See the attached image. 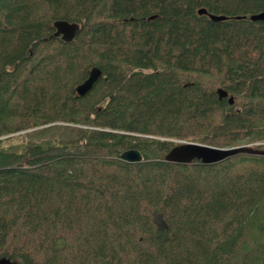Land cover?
I'll list each match as a JSON object with an SVG mask.
<instances>
[{"label": "trees", "instance_id": "obj_1", "mask_svg": "<svg viewBox=\"0 0 264 264\" xmlns=\"http://www.w3.org/2000/svg\"><path fill=\"white\" fill-rule=\"evenodd\" d=\"M262 10L0 0V264H264ZM183 141L258 152L168 159Z\"/></svg>", "mask_w": 264, "mask_h": 264}, {"label": "water", "instance_id": "obj_2", "mask_svg": "<svg viewBox=\"0 0 264 264\" xmlns=\"http://www.w3.org/2000/svg\"><path fill=\"white\" fill-rule=\"evenodd\" d=\"M199 14H207L212 20L225 19V14H216L209 12L205 7L198 9ZM237 18H246L247 15H237ZM252 20H264V10L254 12L249 15ZM56 36H61L65 41H71L79 32L80 26L76 22H71L67 19H57L54 21ZM102 75V70L98 66H93L88 74V77L77 86L76 90L79 95H84L89 91L97 79ZM220 98L228 95V91L223 88H218ZM230 103L234 102V97L229 96ZM238 152H258L253 150L246 144L230 146V147H218L201 142L185 141L176 144L167 154V158L176 162H190L193 159H200L205 163L218 162L228 156L236 154ZM122 157L128 161H138L142 159V155L139 150L131 148L126 150Z\"/></svg>", "mask_w": 264, "mask_h": 264}, {"label": "bare ground", "instance_id": "obj_3", "mask_svg": "<svg viewBox=\"0 0 264 264\" xmlns=\"http://www.w3.org/2000/svg\"><path fill=\"white\" fill-rule=\"evenodd\" d=\"M59 37H61V36H59ZM100 69H101V68H100ZM87 77H88V76H87ZM85 79H86V78H85ZM85 79H84V80H85ZM84 80H83V81H84ZM83 81L79 82V83L75 86V90H76L77 86H78L79 84H81ZM76 92H77V90H76ZM77 94H78V92H77Z\"/></svg>", "mask_w": 264, "mask_h": 264}, {"label": "rangeland", "instance_id": "obj_4", "mask_svg": "<svg viewBox=\"0 0 264 264\" xmlns=\"http://www.w3.org/2000/svg\"><path fill=\"white\" fill-rule=\"evenodd\" d=\"M3 262H6V263H8L9 264V261L8 260H2Z\"/></svg>", "mask_w": 264, "mask_h": 264}]
</instances>
